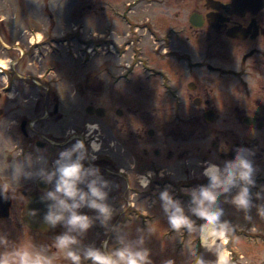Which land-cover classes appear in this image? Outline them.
Segmentation results:
<instances>
[{
  "label": "flooded vegetation",
  "instance_id": "af4514ba",
  "mask_svg": "<svg viewBox=\"0 0 264 264\" xmlns=\"http://www.w3.org/2000/svg\"><path fill=\"white\" fill-rule=\"evenodd\" d=\"M190 1V11L183 17L182 8L172 3L175 6V2L183 4L185 0L125 2L124 13L131 14V21L117 11L122 4L112 5L108 0L81 3L87 10L101 13L107 6L115 19L131 29L133 38L141 36L138 29L150 35L148 54L140 49V39L118 43V52L132 45L133 55L124 70L131 68L132 83L136 82L133 75L148 82L143 101L156 96L175 102V118L180 117V103L190 105L188 117L194 120L202 184L203 180L211 182L205 175L208 160L201 153L207 136L214 138L206 150L211 155L209 161L234 163L243 149L244 159L264 167V7L238 10L231 0ZM27 2L21 6L19 0H0V61L7 62L5 67L0 65V199L9 202L6 212L0 204V257L8 256L9 264H19L10 254L27 250L33 257L47 258L50 264H73L66 251L56 247L57 237L74 231L66 224L70 214L61 209L65 220L59 222V228L42 233L23 220L27 201L43 197L59 203L64 196L56 193L57 169L78 161L84 172L78 189L87 200L95 199L89 189L95 182L105 199L112 200V209L119 213L132 210L136 203L131 200L160 194L155 189L164 188L167 178L163 173H169L164 166L173 153L164 150L167 129L158 126L160 116L145 109L137 98L126 100L119 95L107 100L114 106L89 102L78 109L69 88L73 85L66 84L56 70L58 60H63L64 66L74 62V42L86 51L88 40L74 41V36H79L78 27L55 38V9L47 5L48 14H43L41 0ZM145 4L149 14L145 20L139 19L136 10ZM154 7L160 9V15ZM43 30L47 33L39 36ZM181 37L193 40L196 53L174 45ZM201 38L207 44L205 49L201 48ZM102 44L106 45L105 41ZM85 82L88 89V80ZM158 133L163 135L162 141ZM77 143L83 148L62 159L61 154ZM216 166L223 176L225 168ZM84 206L76 209L78 214H83ZM88 212L101 215L93 208ZM101 218L91 227L95 225V234L104 241L112 226ZM118 231L115 228V238ZM79 256L80 264H91V259Z\"/></svg>",
  "mask_w": 264,
  "mask_h": 264
},
{
  "label": "rangeland",
  "instance_id": "374dc122",
  "mask_svg": "<svg viewBox=\"0 0 264 264\" xmlns=\"http://www.w3.org/2000/svg\"><path fill=\"white\" fill-rule=\"evenodd\" d=\"M41 1L44 6L43 14H48L45 12L47 5L52 6L56 11L55 38L64 36L70 28L78 27L79 36H74L76 39L74 41L79 42L80 38L83 41L88 40L86 51L82 49L81 45L76 46V42H74V62L64 66V61L58 60L59 67L56 70L59 77L67 80L66 84L73 85L69 88L73 90L78 109L89 102L93 105L107 103L114 106L111 101L109 103L107 100L110 97L114 100L119 95L126 100L137 98L135 100H138L145 109L156 111L160 116L158 126H166L167 129L164 135L166 139L164 150L169 149L173 153V156L164 166V169H167L169 173H163V178H167L169 183L166 184L165 180L164 188L157 187L155 189V191L160 192L158 198L148 196L147 198L133 199L131 201L136 203V206L134 205L132 210H130L131 208L122 209V213L112 209V200L97 201L106 204L111 212L108 219L105 220L104 218L105 222L112 226L109 237L104 241L95 234V225L91 227L95 221H101V215L88 212L90 207L86 199L82 215H87L91 223L86 231L81 232L79 229H74L69 233V236L74 237L77 241L73 245L74 252L83 255L85 258L89 250H96L100 254L115 260L117 259L115 256L117 250L147 251L150 264H220L218 258L219 252L222 251L227 256L226 264H264V167L252 164L255 171L252 184H245L243 181L237 180L235 184L229 186L226 192L223 191L222 187L212 189L218 193L213 209L220 210L222 215L220 223L215 228L208 226L219 235L211 245L204 246L202 243V225L205 222L193 211L198 206L194 201L193 193L199 198L200 189L211 187V182L203 180V183L200 184L202 180L193 133L194 120L188 117L190 105L185 102L180 103L178 106L180 117L175 118L176 104L170 98L152 96L148 102L143 101L142 98L146 95L145 90L148 88V82H146L147 84L140 82L137 80L139 76L133 75L136 82L132 83L131 68L124 70L128 68L127 64L133 55L132 45L127 47L125 52H118L119 42L124 43L125 41L140 39V49L148 54L151 46L150 35L145 30L141 32L138 29L137 31L141 36L135 37V40L132 37L131 29L126 28V23L115 19L107 6L101 13L98 9H95V12L87 10L81 0ZM129 1L131 0H108L112 5L122 4L117 11L131 21V14L124 13L123 7V3ZM173 1L175 2V0ZM19 3L21 6L28 4L27 0H19ZM175 3V6L172 3L173 7L182 8V17L189 13L190 0H185L183 4ZM154 9L156 13L161 14L160 9L157 7ZM173 9L171 8L170 11L172 12ZM148 11V5L145 4L136 10L135 15L137 18L145 20L149 14ZM28 17H31V14ZM27 21L30 20L27 18ZM185 24L187 25L188 22L185 21ZM106 30H110V32H106ZM46 33L47 30H43L39 36H44ZM103 34H105L104 38L102 37ZM110 40L112 42H109ZM103 41L106 45L102 44ZM174 45L196 53L193 40H183L181 37L174 41ZM200 45L202 49L207 46L203 43L202 38ZM60 47L57 45V48ZM82 66L85 68L83 69ZM85 80H88V89H86ZM216 125L219 124L212 126ZM161 137L163 135L158 133L157 138ZM159 140L162 141V138ZM212 140H214L213 136H207L202 140L201 153L208 160L205 168L216 165L225 168L226 162L209 161L211 155L206 153V150L210 148V141ZM153 146L160 145L154 144ZM159 163L162 165L161 162ZM154 171L156 172V170ZM151 175L153 176L152 173ZM156 178L154 176L155 180ZM245 187L248 188L249 193L250 206L248 208L240 207L235 203V198ZM165 191L181 209L182 214L192 223L191 230L187 227H181L179 230L171 227L169 216L175 209L169 208L167 212L165 211L164 201L161 199V193ZM68 201L71 202V200ZM128 201L131 202L130 199ZM142 213L150 214L149 219L142 217L140 215ZM115 228L119 230L116 238L115 235L113 236Z\"/></svg>",
  "mask_w": 264,
  "mask_h": 264
},
{
  "label": "clouds",
  "instance_id": "9594fccd",
  "mask_svg": "<svg viewBox=\"0 0 264 264\" xmlns=\"http://www.w3.org/2000/svg\"><path fill=\"white\" fill-rule=\"evenodd\" d=\"M83 144L77 143L74 148L69 151L62 153V159L71 156L72 152L82 149ZM241 149L236 156L234 163H228L224 169V175L221 176V170L216 166H210L206 171L205 175L211 180V187L201 188L199 191V198L193 193L194 201L197 203V208L193 211L199 216L205 223L202 225V231L208 226L215 228L220 223V217L222 212L220 210H214L213 205L216 204L218 193L212 189L222 187L223 191H228L229 186L236 183L237 180L243 181L245 184H252V175L254 172L253 166L250 161L246 160L242 156ZM59 173V179L56 184V193H61L64 199H59V206L63 212H68L70 215L66 219V224L70 226V231L79 229L81 232L86 231L90 227V220L87 215H80L76 209L80 208L86 202V194L78 189V182L81 181L84 172L82 171L81 163L72 162L61 164L57 169ZM89 185L91 197L95 199L87 200V204L90 208L98 210V212L106 219L111 215L109 207L104 203H98L97 201H103L105 199V193L100 188ZM50 196H55V193H49ZM161 199L164 201L165 211L169 208L175 209L174 212L169 216V223L173 229L179 230L181 227H187L189 230L192 229V223L187 217L182 214L181 209L175 204L168 192L161 193ZM71 200L72 203L67 201ZM235 203L243 208L250 206L248 188L242 189L240 194L235 198ZM30 215L35 216L36 211L32 210ZM65 220L63 214L54 215L49 213L45 217V222L49 223L52 227ZM218 235V233H217ZM203 239V238H202ZM77 241L74 237L68 234L61 235L56 239L57 249H63L67 253V258L70 259L73 264H80L81 257L71 250V245L76 244ZM18 258L19 264H50L47 258H41L38 254L33 257L29 251L16 250L10 254ZM117 259L113 260L111 257L104 256L96 250H89L86 254L85 259H91L93 264H150L148 261L147 251H129V250H117L115 252ZM0 264H9L8 256L0 257Z\"/></svg>",
  "mask_w": 264,
  "mask_h": 264
},
{
  "label": "water",
  "instance_id": "95a60500",
  "mask_svg": "<svg viewBox=\"0 0 264 264\" xmlns=\"http://www.w3.org/2000/svg\"><path fill=\"white\" fill-rule=\"evenodd\" d=\"M231 5L238 10H257L264 7V0H231ZM4 198L0 199V204L8 211V203L3 202ZM4 203V204H3ZM32 210L36 211V215H30ZM49 213L54 215H60L62 213L58 201L43 198V197H32L30 198L24 208L23 220L28 227L33 230H37L42 233H52L59 228L60 223L58 222L55 227H52L49 223L45 222V217ZM7 214V213H6Z\"/></svg>",
  "mask_w": 264,
  "mask_h": 264
},
{
  "label": "bare ground",
  "instance_id": "6f19581e",
  "mask_svg": "<svg viewBox=\"0 0 264 264\" xmlns=\"http://www.w3.org/2000/svg\"><path fill=\"white\" fill-rule=\"evenodd\" d=\"M0 65L5 67L7 66V62L0 61ZM219 235V233H218ZM217 232L212 231L209 227H207L205 230L202 231V243L204 246L211 245L212 242H214V239L218 236ZM211 238V239H210ZM210 239V240H209ZM220 264H226L227 256L224 252H219V258H218Z\"/></svg>",
  "mask_w": 264,
  "mask_h": 264
}]
</instances>
